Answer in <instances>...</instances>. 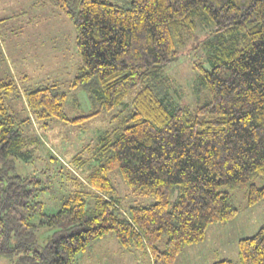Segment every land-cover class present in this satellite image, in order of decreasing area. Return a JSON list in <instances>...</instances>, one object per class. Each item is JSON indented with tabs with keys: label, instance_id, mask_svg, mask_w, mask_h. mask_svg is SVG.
I'll return each mask as SVG.
<instances>
[{
	"label": "trees",
	"instance_id": "trees-1",
	"mask_svg": "<svg viewBox=\"0 0 264 264\" xmlns=\"http://www.w3.org/2000/svg\"><path fill=\"white\" fill-rule=\"evenodd\" d=\"M52 3L76 28L81 64L70 85L87 94L91 115L65 114L68 93L60 82L23 88L0 80V257L10 264H79L93 242L113 234L152 264H175L185 248L205 241L210 226L237 218L223 187L245 190L250 205L264 199V187L255 184L264 178V0ZM187 51L204 53L193 65L210 101L195 110L168 97L164 77ZM141 86L119 127L70 162L83 169L90 152L99 165L83 182L74 177L76 191L47 213L40 195L50 187L38 175L15 174L17 162H28L40 144L24 126L32 118L48 128L54 119L83 123L120 107ZM20 92L30 113L23 121L9 106ZM76 104L81 108L78 96ZM116 177L154 202L123 209ZM238 244L241 264H264V226Z\"/></svg>",
	"mask_w": 264,
	"mask_h": 264
},
{
	"label": "rangeland",
	"instance_id": "rangeland-1",
	"mask_svg": "<svg viewBox=\"0 0 264 264\" xmlns=\"http://www.w3.org/2000/svg\"><path fill=\"white\" fill-rule=\"evenodd\" d=\"M76 41L74 24L56 8L52 0H0V80H17L23 88L60 82L68 93L64 110L71 119L91 115L87 112L91 108L87 94L72 89L70 85L81 64ZM202 59L204 53L187 51L165 69L164 77L171 85L168 97L175 104L195 110L210 101L208 88L201 83L193 65ZM24 76L29 77L28 82L22 81ZM140 90L142 86L131 92L120 107L109 112L99 111L96 117L83 123L71 125L54 119L49 122L48 128L32 118V124L24 126L33 131L40 144L28 162H17L15 174L38 175L50 187L48 192L40 195L47 213H56L64 199L76 191L77 187L72 183L74 177H79L81 182L85 181L89 170L100 163L90 152L85 156L87 162L83 169L76 170L70 165L71 160L89 143L93 142L95 147L101 136L119 127L120 121L130 114L133 99ZM19 95L9 102V106L15 117L23 121L30 113L22 92ZM76 96L81 108L76 104ZM98 110L97 106L94 112ZM114 181L123 209L154 202L152 197L140 198L134 195L133 190L119 177L114 178ZM255 184L264 187V178H259ZM221 191L229 193L239 210L237 218L210 226L205 241L185 248L183 254L179 255L181 259L178 264H214L226 259L241 264L239 240L256 235L264 226V199L259 204L250 205L245 190L225 186ZM48 235L50 233L46 232L42 238L46 239ZM39 241L43 242L40 238ZM82 255L79 264L153 263L144 251L122 248L113 234L93 242ZM0 264H10V260L1 256Z\"/></svg>",
	"mask_w": 264,
	"mask_h": 264
},
{
	"label": "crops",
	"instance_id": "crops-1",
	"mask_svg": "<svg viewBox=\"0 0 264 264\" xmlns=\"http://www.w3.org/2000/svg\"><path fill=\"white\" fill-rule=\"evenodd\" d=\"M79 102H80V100H79ZM118 244H119V242H118ZM120 245V244H119ZM181 254H183V253H181ZM180 254V255H181ZM150 256V255H149ZM83 258V255L81 254L79 257H78V259H79V261L78 262H80L81 261V259ZM125 258H123V260H124ZM180 256L178 255V257H177V260H176V262H175V264H178L179 263V261H180Z\"/></svg>",
	"mask_w": 264,
	"mask_h": 264
}]
</instances>
